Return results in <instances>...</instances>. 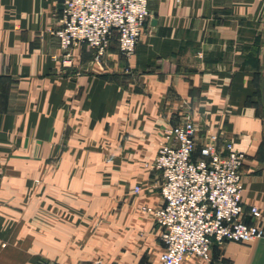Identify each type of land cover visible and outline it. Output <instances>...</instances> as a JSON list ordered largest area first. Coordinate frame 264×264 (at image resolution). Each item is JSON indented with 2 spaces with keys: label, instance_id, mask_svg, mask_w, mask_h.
<instances>
[{
  "label": "crops",
  "instance_id": "crops-1",
  "mask_svg": "<svg viewBox=\"0 0 264 264\" xmlns=\"http://www.w3.org/2000/svg\"><path fill=\"white\" fill-rule=\"evenodd\" d=\"M64 2L0 0V264H161L144 210L163 205L164 130L187 118L197 154L213 132L246 156L244 219L264 230V0H150L134 56L114 43L102 62L51 35ZM212 258L264 264V236Z\"/></svg>",
  "mask_w": 264,
  "mask_h": 264
},
{
  "label": "built area",
  "instance_id": "built-area-1",
  "mask_svg": "<svg viewBox=\"0 0 264 264\" xmlns=\"http://www.w3.org/2000/svg\"><path fill=\"white\" fill-rule=\"evenodd\" d=\"M150 0H65L61 24L50 30L66 56L87 45L95 62L104 61L113 44L134 56L149 16ZM199 130L191 118L164 130L154 169L162 176L163 205L145 208L161 229L162 264H184L191 256L212 262L215 245L253 243L264 230L244 219L243 174L246 156L221 136L208 132L197 154ZM142 191L135 187L134 193ZM250 216L261 218L253 207ZM226 264V263H222Z\"/></svg>",
  "mask_w": 264,
  "mask_h": 264
},
{
  "label": "rangeland",
  "instance_id": "rangeland-1",
  "mask_svg": "<svg viewBox=\"0 0 264 264\" xmlns=\"http://www.w3.org/2000/svg\"><path fill=\"white\" fill-rule=\"evenodd\" d=\"M145 212H147L146 210H144ZM148 213V212H147ZM149 214H151V213H149ZM152 215V214H151ZM153 216V215H152ZM154 217V216H153ZM155 219V218H154ZM227 243H229V242H227ZM227 243H225V244H227ZM225 244H223L222 246H220V247H223ZM238 244H240V245H247V244H250V243H238ZM191 257H194L195 259H197V260H199L200 261V263L201 264H213V258H212V262L211 263H208V262H205L204 260H202V259H200V258H198V257H196V256H191ZM46 264V263H45ZM161 264H162V262H161ZM220 264V263H219Z\"/></svg>",
  "mask_w": 264,
  "mask_h": 264
}]
</instances>
